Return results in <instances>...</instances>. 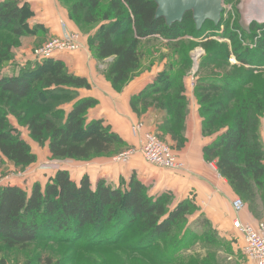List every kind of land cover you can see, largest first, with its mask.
I'll return each mask as SVG.
<instances>
[{
	"label": "rangeland",
	"instance_id": "rangeland-1",
	"mask_svg": "<svg viewBox=\"0 0 264 264\" xmlns=\"http://www.w3.org/2000/svg\"><path fill=\"white\" fill-rule=\"evenodd\" d=\"M90 1L16 0L23 6L26 17L28 16L25 25L18 23L0 28V76H13L25 67L39 65L42 61L37 59V50L50 40L59 37L63 39L66 33L74 37L78 48L70 49L72 46L70 40L67 44L68 50L57 53L54 57L61 60L67 73L85 77L90 84L89 89L72 87L71 91L58 94V98L50 96L48 102L45 97L50 92L53 94V87H50L51 90L41 95V99L38 100L29 97L16 102L7 94L0 93V118L5 121L7 129L12 134L18 135L29 145L36 157L35 162L28 166H17L5 157L0 158V187L11 184L30 192L34 183L44 186L52 181L58 170H66L75 181H79L86 174L94 185L99 179H117L133 164L142 167L144 176L141 175L146 181L149 194L167 193L170 199L167 205L170 210L179 203H187L190 200L189 210L183 221L175 224L170 232L162 236H153L149 231L148 233L143 230L140 221L129 225V218L123 216L116 223L117 234L110 241L105 240V243L93 244L88 241L91 240L94 230L91 226L83 227L79 232L81 239L75 240L67 238L68 232L61 234L55 228L46 227L41 230L36 240L25 245L8 247L0 239V257L8 264H36L45 263L46 260H50L49 264H244L242 238L232 228L233 218L212 221L199 213L192 191L185 192L181 185L179 188H174L168 181V178H173L177 172L151 165L139 153L131 154L126 161L122 158L118 159L132 147L138 150L142 136L145 133H152L167 144L172 154L185 166L183 158L176 150L183 147L187 138L194 137L193 130L198 119L203 130V119L209 115L201 113L200 103L195 94L200 78L204 77L230 80L231 84L235 85L231 87L234 89L233 96L222 97L230 111L215 122L214 127L211 128L213 134L206 137L212 139L218 137L232 121L234 114L239 111L255 124L256 134L264 148V108L262 112L254 108L258 99H262L261 91L264 92V64H254V58L248 59V63L242 62L239 59L242 51L235 52L236 44L241 46L248 44L249 49L255 47L254 38L247 37L250 35L248 34L250 27L246 35L238 28L240 13L237 5L242 1L224 0L219 26H215L213 22H206L203 29H200L201 33L194 31L192 23L186 33L174 40L162 35L139 40L137 46L140 57L139 68L129 81L118 88H113L106 77L110 59L97 58L94 47L100 28L108 23L102 16L109 12L110 0H96L98 6L95 9L90 7ZM263 1H246L248 7L246 18L250 24L252 22L258 26L264 24V12L263 14L261 12L264 9ZM78 5L81 7L77 8ZM87 12L94 16L93 22H87ZM254 13L259 18L250 16ZM109 14H111L110 19L113 20V13ZM119 25L123 29L128 28L125 23ZM27 27L33 29L29 30ZM16 29L20 33H17ZM127 30L129 34L126 37H130L131 29ZM230 31L234 33L231 39L227 36ZM160 73L169 74L172 78L170 84L164 86H168V91L174 93L180 82L184 85L185 100L183 101L186 109L183 110V126H180L181 123H177L176 119L174 121L171 114L173 112L168 113V110L163 109L164 117L154 128L145 129L141 117H138L129 123L125 134L118 124V117L110 116L112 125H107L112 130L114 127V132L118 135L124 136L123 144L112 155L97 156L88 160L53 157L47 143H38L29 134L26 122L30 116L38 112H50L54 108L61 109L64 116L71 109L74 101L91 97L95 94V90H98L100 95V92L105 94L108 91L109 95L117 96L119 101L115 102V106L117 104L118 110L124 114L126 111L123 98L128 96L130 89L135 92L141 84H138L140 80L150 74H155L156 77ZM180 75L182 78H179ZM108 88L111 90H107ZM41 90H44V87ZM111 104H109L110 109ZM95 106H101V101H97ZM94 107L87 113L88 120L96 119L92 113L96 110ZM137 112L135 111V114ZM136 124H140L141 128L134 134L132 129ZM187 129L190 131L187 132ZM133 135L140 137L138 139L132 137ZM171 141L175 143V147ZM126 175L128 176V172ZM126 180L127 178L123 180L119 177L117 181L120 186H124ZM236 198L243 201L244 209L238 214L232 210V217L244 215L245 220L250 222L264 221V190H256L251 200L239 195H236ZM113 226V222L106 224L104 229L99 230L100 235L104 238Z\"/></svg>",
	"mask_w": 264,
	"mask_h": 264
},
{
	"label": "trees",
	"instance_id": "trees-1",
	"mask_svg": "<svg viewBox=\"0 0 264 264\" xmlns=\"http://www.w3.org/2000/svg\"><path fill=\"white\" fill-rule=\"evenodd\" d=\"M90 4L92 9L98 6L96 0H91ZM108 10L102 16L108 23L100 28L94 47L97 58L110 59L106 77L113 88L125 84L138 70L139 40L158 35L174 40L194 24L191 12H187L180 22L171 25H167L162 17L155 18L156 4L153 0H110ZM109 13H113V20ZM87 15V22H93L94 16L89 12ZM27 17L23 6L16 0L0 2V28L18 23L25 25ZM206 22L212 23L205 20L201 30ZM119 23H125L131 29L130 37H126L129 34L128 28H121ZM219 24L220 22L215 26ZM249 27L250 35L247 37L254 38L255 47L249 49L248 44H236L235 52L242 51L239 54L242 62L248 63V59L254 58V64L263 65L264 24L258 26L252 22ZM238 28L246 35V31ZM194 29L195 32L200 31L196 30L195 24ZM15 31L20 33L18 29ZM119 33L121 34L118 35ZM227 36L231 39L234 33L230 31ZM40 61L42 63L39 65L25 67L16 75L0 76V93L7 94L16 102L29 97L38 100L53 87V94L50 92L45 97L48 102L50 96L58 98V94L71 91L72 87L90 88L85 77L67 73L60 59L48 57ZM171 81L169 74L156 75L141 92L131 97L133 110L137 112L139 108L137 113H140V108L144 111L151 106L168 110V113L173 112L171 114L174 121L176 119L183 126V110L186 109L183 101L184 85L180 82L172 93L168 91V86L164 87ZM231 83L224 79L200 78L195 94L201 113L209 114L203 119L204 136L212 135L211 128L215 122L230 111L222 97L230 98L234 95L231 87L235 85ZM42 87L44 90H41ZM260 94L262 99H258L254 108L262 112L264 92L261 91ZM96 104V99L84 97L74 101L64 116L61 109L55 108L50 112L33 114L26 122L29 134L38 143H47L53 157L88 160L112 155L120 149L123 140L104 120H88L87 113ZM225 128L224 132L204 146V158L214 163L218 173L228 181L236 195L251 200L256 190H264V148L256 134L255 124L241 112H236ZM2 157L17 166H28L36 160L29 145L18 135L12 134L5 121L0 118V158ZM167 195L149 194L148 186L135 173L130 175L124 186L111 185L104 179L97 180L93 185L86 174L75 181L66 170H58L52 181L44 186L34 183L30 192L11 184L0 187V239L8 247L25 245L36 240L41 230L47 227L55 228L61 234L68 232L67 238L75 240L81 239L79 232L83 227L91 226L94 230L88 241L101 244L105 240L110 241L117 234L116 223L123 216L129 218V225L140 221L143 230L149 231L153 236H162L170 232L175 224L183 221L190 205L189 200L170 210ZM112 222L114 226L103 238L99 230ZM49 261L36 264H49ZM0 264L8 263L0 257Z\"/></svg>",
	"mask_w": 264,
	"mask_h": 264
},
{
	"label": "crops",
	"instance_id": "crops-1",
	"mask_svg": "<svg viewBox=\"0 0 264 264\" xmlns=\"http://www.w3.org/2000/svg\"><path fill=\"white\" fill-rule=\"evenodd\" d=\"M154 77L155 74H150L140 80L138 84H141L135 92L130 89L128 96L123 98L126 111L124 114L118 110L119 107L117 104L115 106V102L119 101L117 96L111 94L109 95L108 91L105 94L104 92H100V95L98 94L99 91L95 90V94L91 95V97L97 101H101V106L94 107L96 110L92 111L93 116L95 118H101L102 120H105V124L111 125L112 121L110 116L118 117V124L124 130L125 134H127L129 123H132L135 118L138 117H141L145 129L149 130L154 128V126L164 117L163 109L159 108L156 110L158 107L151 106L146 110L135 114V111L131 107V97L143 90V88H145V86L151 82ZM106 85L109 87L108 84ZM109 89L111 90V88H108L107 90ZM116 98H118V100ZM109 104H111V109L109 108ZM137 114H140V116ZM113 131H115L114 127ZM189 131L190 130L187 129V132ZM193 134L195 138H187L183 147L176 150L177 154L183 158L185 163L184 168L182 170H171L177 173L173 178H168V181L171 182V186L174 188H179L181 185L185 192L192 191L193 196L195 195V203L199 208V213L203 214L206 218L212 221H223L234 218L235 216L232 217V203L233 200L236 199L235 192L228 181L218 173L213 163L205 160L204 158L203 148L213 139L202 134L201 121L199 119L197 120L196 128L193 130ZM120 137L124 140V136ZM132 137L139 139L140 135H133ZM171 144L175 147V143L173 141H171ZM127 172L128 176L126 175ZM126 173H121L118 178L121 177L123 180L127 178L126 182H128L130 175L135 173L140 181L143 183L146 182L142 177L144 174L141 166H135L131 164V166L128 167ZM144 173L146 175L145 171ZM118 178H105V180L111 185H119V182L117 181ZM239 218L243 221H248L245 220L246 217L244 215H239ZM251 223H254V221L252 220Z\"/></svg>",
	"mask_w": 264,
	"mask_h": 264
},
{
	"label": "built area",
	"instance_id": "built-area-1",
	"mask_svg": "<svg viewBox=\"0 0 264 264\" xmlns=\"http://www.w3.org/2000/svg\"><path fill=\"white\" fill-rule=\"evenodd\" d=\"M70 40H72L70 49L78 48L74 37L65 33L63 39L59 37L44 43L36 52L37 59L54 57L57 53L67 51V44ZM140 128V124L134 125L133 133L136 134ZM133 153H139L147 163L160 168L170 170H182L184 168V164L172 154L170 147L152 133H145L142 136L138 150L132 147L128 152L120 155L118 159L122 158L126 161ZM232 207L238 214L243 210L244 203L240 198H236L233 200ZM232 228L242 238L244 264H264V221L245 222L239 216H235L232 219Z\"/></svg>",
	"mask_w": 264,
	"mask_h": 264
},
{
	"label": "water",
	"instance_id": "water-1",
	"mask_svg": "<svg viewBox=\"0 0 264 264\" xmlns=\"http://www.w3.org/2000/svg\"><path fill=\"white\" fill-rule=\"evenodd\" d=\"M156 4L155 18L162 17L167 25L180 22L187 12H191L196 30L201 29L205 20L217 25L221 20L224 0H153ZM237 5L240 13L239 25L249 32L250 21L246 18V6Z\"/></svg>",
	"mask_w": 264,
	"mask_h": 264
},
{
	"label": "bare ground",
	"instance_id": "bare-ground-1",
	"mask_svg": "<svg viewBox=\"0 0 264 264\" xmlns=\"http://www.w3.org/2000/svg\"><path fill=\"white\" fill-rule=\"evenodd\" d=\"M246 1H247V0H243V3H244V5L246 6V8L248 9L247 4H246ZM263 2H264V1H263ZM263 4H264V3H263ZM258 7H259V6H258ZM261 12H262V14H263L264 9H263ZM257 13H258V11H257ZM250 16H253V18H259V16L256 17V13H254L253 15L250 14ZM260 17H262V15H261ZM253 18H251V19H253ZM198 55H199V54H198ZM198 55H197V56H198ZM197 56H196V57H197ZM194 57H195V55H194Z\"/></svg>",
	"mask_w": 264,
	"mask_h": 264
}]
</instances>
